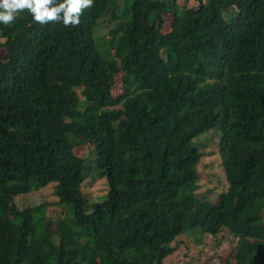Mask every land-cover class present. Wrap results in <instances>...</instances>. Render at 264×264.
I'll use <instances>...</instances> for the list:
<instances>
[{"label":"trees","instance_id":"1","mask_svg":"<svg viewBox=\"0 0 264 264\" xmlns=\"http://www.w3.org/2000/svg\"><path fill=\"white\" fill-rule=\"evenodd\" d=\"M195 1L94 0L77 27L27 10L0 24V264H162L187 233L264 264V0ZM219 124L228 188L214 204L194 192L193 141ZM84 147L99 202L81 190ZM50 184L55 201L13 203Z\"/></svg>","mask_w":264,"mask_h":264},{"label":"rangeland","instance_id":"2","mask_svg":"<svg viewBox=\"0 0 264 264\" xmlns=\"http://www.w3.org/2000/svg\"><path fill=\"white\" fill-rule=\"evenodd\" d=\"M169 4L175 5L178 8H193L198 7V3L195 0H169ZM172 21L171 12L165 14L164 25L162 28L163 33H168L170 31V26ZM99 30L96 29V36L98 32L105 36L106 39L109 37V29L111 24L107 19H103L97 23ZM3 39L0 38V43ZM5 51L0 47V54H4ZM121 93L120 85L113 90L115 96ZM221 137V126L220 124L210 131L205 132L200 135L197 139L193 141V146L199 148L202 157L200 163L196 167L198 172V180L193 184L197 187L194 191L196 195L204 197L208 201L217 204L219 202V195L224 193L228 184L223 175L222 159L219 153V138ZM77 156H85L88 161V169L86 172V177L81 185V190L87 193L91 200L94 202H99L103 199L107 192L106 181L103 179H95L98 176L96 172V167L93 162L95 160V154L93 150L88 147L77 149L75 151ZM55 184H50L49 186L34 191L29 195H19L15 198L14 204L20 209L24 207L37 206L39 204H47L48 202L55 201L53 194V187ZM51 187V188H50ZM190 187V185H186ZM55 189V187H54ZM51 213L53 216H58L64 214L65 211L59 208L51 207L48 209V214ZM54 230V225L50 227ZM192 234L187 233L185 235L179 236L172 245L175 247V251L167 257L162 264H234L232 260V255L235 252V244L231 238L228 241L216 246L214 241L210 239L211 237H197L201 239L198 242ZM232 254V255H231Z\"/></svg>","mask_w":264,"mask_h":264},{"label":"clouds","instance_id":"3","mask_svg":"<svg viewBox=\"0 0 264 264\" xmlns=\"http://www.w3.org/2000/svg\"><path fill=\"white\" fill-rule=\"evenodd\" d=\"M93 3L94 0H0V24L14 23L18 13L27 10L40 25L59 22L65 27H77L83 10Z\"/></svg>","mask_w":264,"mask_h":264}]
</instances>
